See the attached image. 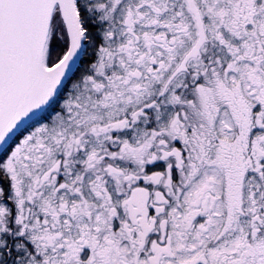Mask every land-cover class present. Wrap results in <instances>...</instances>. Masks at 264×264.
Masks as SVG:
<instances>
[{"label": "snow or ice", "instance_id": "snow-or-ice-1", "mask_svg": "<svg viewBox=\"0 0 264 264\" xmlns=\"http://www.w3.org/2000/svg\"><path fill=\"white\" fill-rule=\"evenodd\" d=\"M0 264H264V0H0Z\"/></svg>", "mask_w": 264, "mask_h": 264}]
</instances>
